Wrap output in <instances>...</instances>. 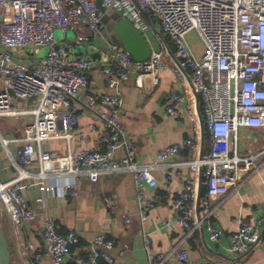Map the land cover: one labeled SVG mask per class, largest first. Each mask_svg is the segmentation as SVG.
Instances as JSON below:
<instances>
[{"label":"built area","instance_id":"2783aa9c","mask_svg":"<svg viewBox=\"0 0 264 264\" xmlns=\"http://www.w3.org/2000/svg\"><path fill=\"white\" fill-rule=\"evenodd\" d=\"M111 6L143 32L146 28L143 12H150L163 35L174 43L177 62L170 68L180 81L188 76L198 97L203 124L210 139L206 152L191 161H171L167 165L188 166L194 175L187 178L183 189L172 199L175 223L187 232L206 230L212 240H218L223 230L215 226L211 197H225L238 184L239 171L245 176L253 173L264 162V0H101ZM97 0H0V117H25L21 138H9L0 132V152L10 159L15 176L0 178V209L7 213L14 236L21 233L26 222L37 215L36 209L24 197L23 191L36 185L35 201L43 203L48 194L76 195L75 185L82 177H96L114 172L131 175L135 190L137 213L141 221L148 211L161 203L163 195L145 194L157 184L154 170L173 159L182 148L196 146L199 122L195 104L187 102L194 136L164 146L151 163H140L136 158L134 139L126 132L119 119L123 103L118 83L131 74L138 86L149 77L158 82V71L168 66L165 54L152 49L144 61L133 60L119 48L113 61L102 64L107 86L112 89L95 96L88 91L92 79L90 70L99 63L72 57L67 46L58 43L55 30L64 35L72 30L80 41L89 42L100 35L103 15ZM91 32V36L85 33ZM195 31L203 51L196 55L186 37ZM47 46L48 53L34 60L17 59L5 48L18 46ZM186 99L185 93L171 91L166 97L165 112L174 114L175 104ZM33 101L34 107L15 104ZM85 106L101 120L104 130L98 133L92 146H80L76 152L69 147L65 153L44 150L42 142L64 138L69 146L73 137L84 141L97 131L94 123L85 130L78 129L79 107ZM64 131L58 130V118ZM241 128H254L260 138L257 150H240ZM250 136V135H248ZM20 145L10 150V143ZM36 165L38 170L28 168ZM201 171L206 191L199 197L198 179ZM167 179L171 176L168 174ZM105 204L112 213L117 205L110 196ZM128 221V218H125ZM264 212L254 222L241 220L229 234V249L234 254L230 264H238L240 254L249 251L263 237ZM79 238L74 230L62 232L60 223L49 215L42 222L41 247L19 240L18 252L22 261L32 253L35 260L48 258L53 264H114L111 255L114 239L102 233L93 237L84 256H72L71 249ZM150 238L143 234L145 262L138 264H172L170 254L152 252ZM264 246V243H263ZM187 251L180 250L176 258L185 260ZM215 264H223L216 261Z\"/></svg>","mask_w":264,"mask_h":264},{"label":"crops","instance_id":"0c3cea01","mask_svg":"<svg viewBox=\"0 0 264 264\" xmlns=\"http://www.w3.org/2000/svg\"><path fill=\"white\" fill-rule=\"evenodd\" d=\"M146 24V23H145ZM146 29V28H145ZM157 30V28H156ZM152 30L156 39L149 43L153 50L165 54L168 66L158 71V82L153 83L149 77H145L142 86H138L135 75L131 74L118 83L121 90L123 103L120 107L119 119L124 125L126 132L134 139L136 147V158L140 163H151L156 158V153L164 146L171 143H178L184 139L194 136L192 121L188 114L187 102L195 104L196 118L199 122L197 129L198 140L196 146L182 148L179 153L170 160L164 161V166L154 170L157 184L148 188L147 196L155 193L163 195L161 203L150 209L147 218L141 221L137 213L135 190L131 175L126 172H114L96 177H82L76 185V195L48 194L43 203H37L35 196L37 187L23 191L24 197L33 206L37 215L34 219L26 222L21 233L14 236L11 223L7 213L0 209V226L7 227L14 257H11L10 264H53L50 259L44 257L39 260L33 258L32 253L27 256V261H22L17 242L23 241L32 243L35 247H41L42 222L45 215L57 220L62 232L74 230L79 238L77 245L71 249L72 256H84L91 247L93 237L102 233L105 237L114 239V246L111 249L114 264H138L145 262L147 254L143 248V234L150 238V250L152 252H164L170 254L172 264H215L222 261L223 264H230L234 254L229 249L228 236L235 231L241 220L254 222L264 212V162H261L257 169L248 176L244 171L237 174L240 177L238 184L233 187L225 197H211L214 205L213 222L215 226L223 230V235L218 240H212L206 230L194 229L190 233L178 227L175 223L165 226L166 221L174 219L172 199L183 189L185 180L192 178L194 172L188 166H170L171 161H191L202 150L206 152L210 147V139L207 130L201 124V105L197 95L188 78L180 81L170 68V64L177 62L175 52H172L165 40ZM158 31V30H157ZM144 34V33H143ZM67 39V36L66 38ZM90 42L99 49L102 56L99 63L89 72L92 83L88 91L97 97L103 93L111 92L107 86V77L101 70L102 64H109L113 61V53L106 45V39L102 34L90 39ZM191 46V45H190ZM94 47V48H95ZM196 55L203 51L200 47L193 48ZM73 55V56H72ZM72 57H81L78 52L70 54ZM34 60L35 57L29 58ZM177 91L185 93L186 99L175 104L176 112L167 114L165 112L166 97L169 92ZM33 102V101H32ZM31 105V101H18L15 106L22 107ZM34 105V104H33ZM34 107V106H33ZM78 129L85 130L89 123L97 126V131L92 133L88 139L80 141L73 137L69 146L64 138L49 139L42 142L44 150L53 153H65L68 147L71 152L79 150L80 146H92L94 139L104 128L98 119L89 109L80 105ZM28 116L9 125H0L2 135L9 138H21L23 135V124ZM58 130L64 131L60 117L58 118ZM250 135V136H248ZM240 150L245 153L248 150H257L260 146V138L254 128H241ZM20 145L18 142H11L9 147L13 152ZM31 172L38 170L36 165L28 168ZM15 169L4 151L0 152V178L10 179L15 176ZM171 178L167 179L166 176ZM198 190L200 196L206 191V181L201 171L197 173ZM203 190V193H202ZM110 196L117 205L116 213H112L105 204L104 199ZM128 218V221L125 220ZM264 228L263 237L251 247L249 251L240 254L237 258L238 264H264ZM180 250L187 251L185 260H178L177 253ZM62 264H71L65 262Z\"/></svg>","mask_w":264,"mask_h":264},{"label":"rangeland","instance_id":"374dc122","mask_svg":"<svg viewBox=\"0 0 264 264\" xmlns=\"http://www.w3.org/2000/svg\"><path fill=\"white\" fill-rule=\"evenodd\" d=\"M102 13H103V16L107 20L111 19L113 15H121L120 12H118L115 8L111 6L106 7ZM85 33L89 36L92 35L91 32L88 30H85ZM143 33L149 42L152 39L154 40L157 38V35H155L151 31H148L147 29H145ZM54 34L59 44L68 47L70 54L78 52L80 56L87 57L94 61L99 60V58L102 57L99 53V49H97L90 41L86 42V41L78 40L75 36V33L72 30H69L67 32V39L64 38V35L60 29H56ZM186 39L193 48L200 47V45L202 44L195 31H191L190 33H188ZM106 45L110 48L111 54L119 49L117 45H111V43L108 40H106ZM0 48H2L1 45H0ZM5 49L8 50L13 55V57L17 59H23V60H27L31 57H37V58L43 57L49 51L47 46H30V45L18 46V47H13V48H5ZM33 106H35V103L32 101H31V105H27V107H33ZM17 120H18V117H5V116L0 117V125H4V124L9 125V124L14 123ZM3 231L7 238L8 249L10 251L11 257L13 258L14 253H13L12 245L10 242V237H9L7 227L3 226Z\"/></svg>","mask_w":264,"mask_h":264},{"label":"water","instance_id":"95a60500","mask_svg":"<svg viewBox=\"0 0 264 264\" xmlns=\"http://www.w3.org/2000/svg\"><path fill=\"white\" fill-rule=\"evenodd\" d=\"M101 0H97V5L104 11V7L101 5ZM145 13V11L143 12ZM152 26V24H151ZM99 29L101 34L111 45H117L118 48L125 50L128 55L135 61L147 60L152 53V47L149 41L146 39L143 32L135 27V25L129 21L126 17L121 15H113L111 19L107 20L103 15ZM154 30H156L154 28ZM157 34L160 33L156 30ZM198 99V97H197ZM201 124L203 126V118L201 117ZM202 154V150L200 155ZM199 197L197 198V212L199 213ZM11 254L8 249L7 238L3 229L0 226V263L10 264Z\"/></svg>","mask_w":264,"mask_h":264},{"label":"trees","instance_id":"16d2710c","mask_svg":"<svg viewBox=\"0 0 264 264\" xmlns=\"http://www.w3.org/2000/svg\"><path fill=\"white\" fill-rule=\"evenodd\" d=\"M142 16H143V19L146 23V29L148 31L153 32L152 30H154V28L156 29L158 27V23H157L156 19L154 18V16L148 11L143 13ZM156 23H157V25H156ZM151 24H152V26H151ZM157 30L160 33V36L165 40V42L169 46L170 50L172 52H175L174 43L172 41H170V39L167 36L163 35L159 28H157ZM202 193H203V190H202Z\"/></svg>","mask_w":264,"mask_h":264},{"label":"bare ground","instance_id":"6f19581e","mask_svg":"<svg viewBox=\"0 0 264 264\" xmlns=\"http://www.w3.org/2000/svg\"><path fill=\"white\" fill-rule=\"evenodd\" d=\"M1 264V263H0Z\"/></svg>","mask_w":264,"mask_h":264}]
</instances>
